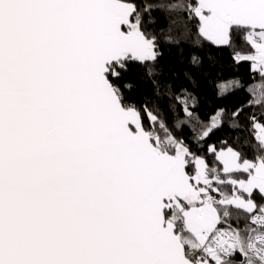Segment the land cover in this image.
Masks as SVG:
<instances>
[{"label": "snow or ice", "instance_id": "1", "mask_svg": "<svg viewBox=\"0 0 264 264\" xmlns=\"http://www.w3.org/2000/svg\"><path fill=\"white\" fill-rule=\"evenodd\" d=\"M159 7L179 16L167 43L194 35L233 49L260 77L247 105L264 103V0ZM151 10L0 0V264H264V122L247 118L251 141L206 144L228 114L220 108L191 146L125 95L128 65L153 77L162 55L142 14ZM233 87L217 85L220 95ZM176 100L187 119L175 128L199 121Z\"/></svg>", "mask_w": 264, "mask_h": 264}, {"label": "trees", "instance_id": "2", "mask_svg": "<svg viewBox=\"0 0 264 264\" xmlns=\"http://www.w3.org/2000/svg\"><path fill=\"white\" fill-rule=\"evenodd\" d=\"M135 2L141 10L146 5L152 6L150 13L142 14L146 21L149 17L155 21L146 23L145 26L149 32L157 36L162 55L155 65L156 74L153 77L146 75L147 66L137 62L128 65V71L122 73L121 84L130 83L132 88L125 89V95L138 105L148 101L149 107L156 110L174 133L191 146H195L194 137L201 131V125L208 124L210 118L220 108L226 109L228 114L222 126L207 138L206 144H216L219 147L221 141L234 145L245 140L251 141L252 130L247 118L255 114L264 122L262 116L264 103L248 106V100L253 98L248 88L259 83L260 77L249 70L248 63H236L232 59L231 48H217L207 42L197 46L192 43L196 39L194 35L188 40L182 39L179 44L167 43L166 36L178 35L179 16L177 12L159 6L175 0H135ZM239 50L245 51L246 48L241 44ZM193 55L201 58L199 65L192 63ZM236 80L240 82L241 87H233L225 95L219 94L217 88L219 83ZM177 96L181 100L188 101L190 111L199 118V121L192 120L181 124L179 128L174 127L177 120L187 119L183 112V104L176 100ZM241 106H244V111L239 117L240 127L233 128L230 126L232 123L230 113ZM233 223L235 224V221Z\"/></svg>", "mask_w": 264, "mask_h": 264}, {"label": "rangeland", "instance_id": "3", "mask_svg": "<svg viewBox=\"0 0 264 264\" xmlns=\"http://www.w3.org/2000/svg\"><path fill=\"white\" fill-rule=\"evenodd\" d=\"M214 115V114H213Z\"/></svg>", "mask_w": 264, "mask_h": 264}]
</instances>
